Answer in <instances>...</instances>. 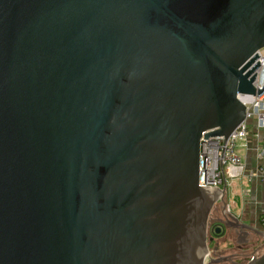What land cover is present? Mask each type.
Instances as JSON below:
<instances>
[{
  "label": "water",
  "instance_id": "obj_1",
  "mask_svg": "<svg viewBox=\"0 0 264 264\" xmlns=\"http://www.w3.org/2000/svg\"><path fill=\"white\" fill-rule=\"evenodd\" d=\"M263 47L264 0H0V264L220 259L200 139Z\"/></svg>",
  "mask_w": 264,
  "mask_h": 264
},
{
  "label": "built area",
  "instance_id": "obj_2",
  "mask_svg": "<svg viewBox=\"0 0 264 264\" xmlns=\"http://www.w3.org/2000/svg\"><path fill=\"white\" fill-rule=\"evenodd\" d=\"M258 55L257 60L260 65L255 70L253 85L255 88H262L264 85V50L262 48L258 50ZM237 97L246 106L244 120L226 137L212 135L203 138L204 135H202L200 139L198 184L202 187L221 188L229 177L241 173L245 163L237 151L238 141L247 135L252 119L256 121L258 127H264V91L259 95L239 93ZM258 157L260 162L251 174L264 182V136L258 146ZM262 235L264 236V230ZM207 255L209 256V252Z\"/></svg>",
  "mask_w": 264,
  "mask_h": 264
},
{
  "label": "crops",
  "instance_id": "obj_3",
  "mask_svg": "<svg viewBox=\"0 0 264 264\" xmlns=\"http://www.w3.org/2000/svg\"><path fill=\"white\" fill-rule=\"evenodd\" d=\"M264 136V127H258L254 119L249 124L247 135L238 142L237 151L245 168L221 187L226 201V211L233 218L247 220L260 219V233L264 230V182L251 174L259 164L258 146ZM247 214H250L248 216Z\"/></svg>",
  "mask_w": 264,
  "mask_h": 264
},
{
  "label": "flooded vegetation",
  "instance_id": "obj_4",
  "mask_svg": "<svg viewBox=\"0 0 264 264\" xmlns=\"http://www.w3.org/2000/svg\"><path fill=\"white\" fill-rule=\"evenodd\" d=\"M226 201V197L219 196L209 213L206 225V234L210 238L208 249L211 246L213 251H216L219 248L217 240L222 238L228 240L229 244L238 242L237 250L233 253L224 254L222 260H230L235 264H241L242 259L248 258L250 260L254 256V252L248 253V250L253 238L261 231V220L255 218L253 220L249 217L247 220L240 221L238 218L231 217L226 211ZM247 215L250 216V214ZM209 256H211L210 253Z\"/></svg>",
  "mask_w": 264,
  "mask_h": 264
},
{
  "label": "rangeland",
  "instance_id": "obj_5",
  "mask_svg": "<svg viewBox=\"0 0 264 264\" xmlns=\"http://www.w3.org/2000/svg\"><path fill=\"white\" fill-rule=\"evenodd\" d=\"M264 50V47L262 48ZM239 142V141H238ZM239 148V146H238ZM260 233V231H259ZM208 238V237H207ZM219 242L218 246L219 248L216 251H213L212 247H209V253L211 256H209L210 258H220L217 259L213 262H211L210 264H233L230 260H222V256L228 253H233L234 251L237 250V246H238V242H233V244H229L228 240H223L219 239L217 240ZM254 252V256L260 255L264 252V237L260 236L259 234H257L253 240L251 241V245H250V249L248 250V253H253ZM245 260V261H244ZM241 261H243L244 263H246L248 261L247 259H242ZM242 262V263H243Z\"/></svg>",
  "mask_w": 264,
  "mask_h": 264
}]
</instances>
